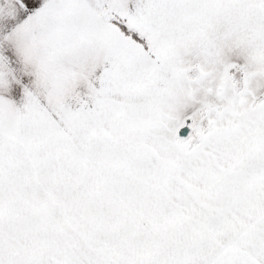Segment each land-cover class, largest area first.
I'll return each instance as SVG.
<instances>
[{"label": "snow or ice", "instance_id": "1", "mask_svg": "<svg viewBox=\"0 0 264 264\" xmlns=\"http://www.w3.org/2000/svg\"><path fill=\"white\" fill-rule=\"evenodd\" d=\"M0 264H264V0H0Z\"/></svg>", "mask_w": 264, "mask_h": 264}]
</instances>
